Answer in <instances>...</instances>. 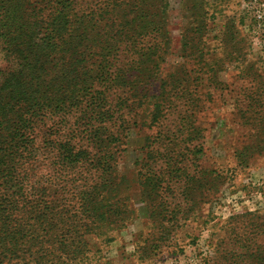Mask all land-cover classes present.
Wrapping results in <instances>:
<instances>
[{
  "label": "trees",
  "instance_id": "obj_1",
  "mask_svg": "<svg viewBox=\"0 0 264 264\" xmlns=\"http://www.w3.org/2000/svg\"><path fill=\"white\" fill-rule=\"evenodd\" d=\"M83 1L0 0V264L26 255L66 264L78 254L79 263L96 264L87 236L109 237L135 211L124 196L131 185L124 187L125 177L117 174L113 145L122 141L120 111L128 100L115 102L111 92L130 84L129 90L137 89L131 76L140 77L139 60L133 56L146 57L152 122L160 120L170 83L162 79L155 86L166 59L157 49L171 37L170 0H89L87 7ZM199 1L184 0L181 40L202 32L209 8ZM252 113L244 109L243 116L254 119ZM263 122L264 116L257 124H263L264 139ZM38 155L60 176L80 173L84 181L74 177L68 187L56 175L51 184L31 187ZM182 160L169 156L142 173L138 193L156 228H174L189 212L197 218L196 204L208 197L207 187H178L184 175L174 161ZM182 195L189 200L185 207L176 202ZM258 222L246 226L264 228V216ZM246 240L237 250L220 251L217 244L210 264H264V243Z\"/></svg>",
  "mask_w": 264,
  "mask_h": 264
},
{
  "label": "rangeland",
  "instance_id": "obj_2",
  "mask_svg": "<svg viewBox=\"0 0 264 264\" xmlns=\"http://www.w3.org/2000/svg\"><path fill=\"white\" fill-rule=\"evenodd\" d=\"M93 1L83 4L91 6ZM206 1L209 12L202 32L184 41L180 37L184 0H170L171 37L157 49L166 59L155 86L162 79L170 84L158 122H152L154 92L147 91L151 84H145L152 80L146 57L133 56L139 60L136 74L140 77L131 76L140 83L137 89L129 90L132 84L122 87L123 92L112 89L115 102L128 100L120 111H125L119 121L125 129L122 141L113 145L117 174L125 177L124 187L131 185L124 196L130 197L135 211L127 225L109 231V237L87 236L96 264H204L207 258L210 264L217 260V244L225 251L239 249L247 238L264 243V228L246 226L264 216V147L256 146L264 142L263 124H257L264 116V0ZM184 42H188L185 47ZM235 56L244 59L238 61ZM244 109L253 110L255 118L243 116ZM157 146L161 152L154 149ZM148 149L153 153L145 154ZM169 156L183 158L180 163L174 161L184 175L178 187L210 190L206 200L195 206L197 218L189 212L174 228H156L138 189L148 166L157 169ZM44 157L36 158V168L29 175L31 187L40 181L51 184L56 175L68 187L74 177L84 181L80 173L60 176ZM176 202L185 207L189 200L182 195ZM79 256L66 264H81ZM45 263L53 261L26 255L2 264Z\"/></svg>",
  "mask_w": 264,
  "mask_h": 264
}]
</instances>
